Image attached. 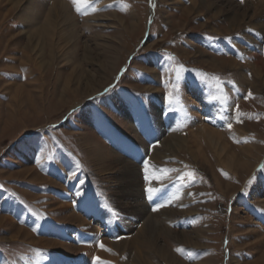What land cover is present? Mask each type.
<instances>
[{
	"label": "rangeland",
	"instance_id": "374dc122",
	"mask_svg": "<svg viewBox=\"0 0 264 264\" xmlns=\"http://www.w3.org/2000/svg\"><path fill=\"white\" fill-rule=\"evenodd\" d=\"M263 1L0 0V264H264Z\"/></svg>",
	"mask_w": 264,
	"mask_h": 264
},
{
	"label": "bare ground",
	"instance_id": "6f19581e",
	"mask_svg": "<svg viewBox=\"0 0 264 264\" xmlns=\"http://www.w3.org/2000/svg\"><path fill=\"white\" fill-rule=\"evenodd\" d=\"M258 1V0H257ZM264 2V1H263ZM192 3V2H191ZM195 3V2H194ZM261 4H262V2H261ZM62 5V4H61ZM60 5V6H61ZM255 5V4H254ZM54 6V5H53ZM59 6V7H60ZM67 11V10H66ZM62 12V11H61ZM63 13V12H62ZM48 21V20H47ZM52 23V22H51ZM48 24V23H47ZM47 31V30H46ZM260 64V63H259ZM223 66V65H222ZM231 66V65H230ZM258 66V65H257ZM257 66H255V67H257ZM225 67V66H224ZM156 73V72H155ZM263 74V73H262ZM191 98V97H190ZM192 103H193V105H192V103H190V104H188V106H189V108H191V110L192 111H194L195 109V107H197L198 105H199V103L200 102H194L193 100H190ZM187 103H188V101H186ZM195 106V107H194ZM194 109V110H193ZM194 113V112H193ZM203 113V115H206L207 117H210V118H212V115H211V112L208 110V108L207 107H205V110L202 112ZM199 114L201 115V113L199 112ZM202 116V115H201ZM205 116V117H206ZM198 118V117H197ZM200 119V118H199ZM213 119V118H212ZM197 122H199L200 123V125H198V127H197V130L199 131V133L205 138L204 140H206L208 143H210V144H212L213 145V143H215V141H217V143L220 141V134H219V132H216V131H214V130H210L209 128H207L205 125H203L202 124V121H197ZM198 123V124H199ZM244 128V127H243ZM194 131V130H193ZM217 137H219V138H217ZM168 138H170V137H168ZM171 139H172V137H171ZM166 141V140H165ZM179 141V140H178ZM165 143V142H164ZM220 144V143H219ZM167 145V144H166ZM186 145V144H185ZM216 145V144H215ZM184 148V147H183ZM214 149H215V147H214ZM252 149V148H251ZM162 156V155H161ZM247 159V158H246ZM100 160V159H99ZM258 160V159H257ZM133 171V170H132ZM134 172V171H133ZM32 173V172H31ZM129 174V173H128ZM32 175V174H31ZM130 175V174H129ZM133 176H134V174H133ZM136 176V175H135ZM133 180V179H132ZM135 180V179H134ZM51 183V182H50ZM130 194V193H129ZM142 210H143V208H142ZM138 212V211H137ZM151 219V218H150ZM81 223H84V220H81L80 221ZM145 227V226H144ZM149 228V227H148ZM94 229H96V227L94 228ZM93 229V230H94ZM88 230L89 231H92V228L90 229H87V232H88ZM18 231V230H17ZM90 233V232H89ZM94 235V234H93ZM132 241V240H131ZM136 241V240H135ZM134 241V242H135ZM143 241V240H142ZM141 242V241H140ZM139 242V243H140ZM109 243V242H108ZM43 244V243H42ZM41 244V245H42ZM88 244V243H87ZM141 244H142V242H141ZM56 245V244H55ZM86 245V244H85ZM101 245L102 246H105L106 245V242H104V241H102L101 242ZM137 245V244H136ZM142 246V245H141ZM46 247V246H45ZM90 248V247H89ZM88 246L86 245V246H84L83 247V250L84 251H88ZM93 250V249H92ZM138 250V249H137ZM94 252V251H93ZM112 252V251H111ZM85 253V252H84ZM102 253V252H101ZM100 253V254H101ZM102 255V254H101ZM100 256V255H99Z\"/></svg>",
	"mask_w": 264,
	"mask_h": 264
},
{
	"label": "snow or ice",
	"instance_id": "6c2138e0",
	"mask_svg": "<svg viewBox=\"0 0 264 264\" xmlns=\"http://www.w3.org/2000/svg\"><path fill=\"white\" fill-rule=\"evenodd\" d=\"M241 2L243 3V0H241ZM71 3L73 4V7H74L75 11H76L78 14H80V13L82 12V8L87 6V4H88V0H71ZM150 6L154 7V5H151V0H150ZM93 11H95L94 8H93ZM85 14H87V13H85ZM214 79H217V80H218L219 78H214ZM249 96H251V93H249ZM223 100H224V102H226V101H227V97L224 96V97H223ZM228 127L231 128V124H229ZM147 166H148V162L145 161V168H146V169H147ZM262 170H264V169H262ZM185 175H188V176L191 178V175H192V174H190V173H186ZM145 179H148V177L146 176ZM181 179H183V177H181ZM249 183H251V181H249ZM155 192H156L155 189H151V188L148 189V199H149V200L152 199V197H153V195L155 194ZM175 198H176V197H173V199H175ZM163 206H164V205L161 204V205H158L157 207H163ZM155 210H157V209L154 208L153 211H155ZM101 247H103V246L101 245ZM108 251H110V250H108ZM177 251L179 252V251H181V249H177Z\"/></svg>",
	"mask_w": 264,
	"mask_h": 264
}]
</instances>
